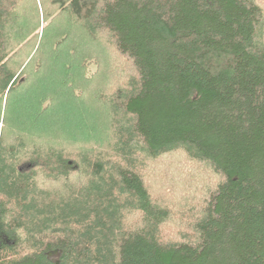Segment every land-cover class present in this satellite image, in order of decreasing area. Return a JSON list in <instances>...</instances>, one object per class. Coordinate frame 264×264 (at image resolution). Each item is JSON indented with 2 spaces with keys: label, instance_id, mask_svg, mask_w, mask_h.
<instances>
[{
  "label": "trees",
  "instance_id": "16d2710c",
  "mask_svg": "<svg viewBox=\"0 0 264 264\" xmlns=\"http://www.w3.org/2000/svg\"><path fill=\"white\" fill-rule=\"evenodd\" d=\"M0 264H264V0H0Z\"/></svg>",
  "mask_w": 264,
  "mask_h": 264
},
{
  "label": "rangeland",
  "instance_id": "374dc122",
  "mask_svg": "<svg viewBox=\"0 0 264 264\" xmlns=\"http://www.w3.org/2000/svg\"><path fill=\"white\" fill-rule=\"evenodd\" d=\"M182 155L179 153V152H175L173 156H169V159H167L165 162L167 164H164L163 167L166 170L167 173H171L173 175H176L177 174V178H186V175L188 174L187 172H184V173H181L180 175L178 173H176L177 169L173 168V166H176L177 165V161L181 160L183 162H185L186 160L183 159L181 157ZM182 162V163H183ZM185 164V163H183ZM186 171V170H185ZM148 178L150 180L151 183L155 182L158 180V175L154 172V171H149L148 173ZM186 184V183H185ZM170 186H171V183H170ZM172 187L176 188V185H173ZM174 193H177L178 194V197H182L184 192H174ZM53 259H57V257L55 255L52 256Z\"/></svg>",
  "mask_w": 264,
  "mask_h": 264
}]
</instances>
